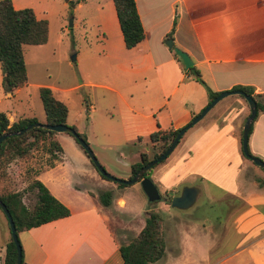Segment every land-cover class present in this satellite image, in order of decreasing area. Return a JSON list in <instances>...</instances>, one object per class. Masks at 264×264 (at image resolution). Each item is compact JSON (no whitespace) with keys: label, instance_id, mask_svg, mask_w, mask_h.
Listing matches in <instances>:
<instances>
[{"label":"crops","instance_id":"0c3cea01","mask_svg":"<svg viewBox=\"0 0 264 264\" xmlns=\"http://www.w3.org/2000/svg\"><path fill=\"white\" fill-rule=\"evenodd\" d=\"M9 1L14 10L29 8L36 20L46 21L48 34L50 22L57 12L49 11L46 0ZM134 4L144 32L141 42L131 49L124 48L111 2L110 6L106 7V16L98 13L97 26L103 32L99 40L100 48L87 45L81 56L76 53L74 57V60L80 58L81 61L87 62L93 72L106 76L105 81L108 84L89 83L105 93L98 94L97 105L90 95L87 97L88 114L84 120L94 139L97 136L103 138L100 140L104 143V149H109L106 143H128L148 138L156 131L178 130L207 105L208 98L204 88L184 70L173 48L188 56L199 78L212 93L227 92L237 85L252 87L254 94L264 93V0H134ZM77 6L81 7V4L78 3ZM167 40L172 43L171 49L164 45ZM39 46L42 45L33 47ZM23 61L26 82L22 88L11 93L3 92L0 74V113L6 116L9 123L34 118L43 124V111L39 120L30 107L31 100L35 101L38 95V88L47 87L52 96L62 103L63 94L74 87L56 88L31 83L24 56ZM226 98L227 96L219 100L194 125L200 126L180 150L177 157L180 158L174 163L171 172L179 173L177 181L189 176L202 180L203 170L188 168L198 165L197 160L201 157L200 163L206 166L210 163L209 157L221 158L225 149L219 145V141L223 140L220 132L223 128H228L224 136L231 141L232 157L238 164L233 166L226 161L221 165H226L225 169L228 168L229 174L239 169V176H236L234 181L238 192L235 194L234 190L228 189L226 194L245 204L247 200L239 196L243 195V190L248 184L244 178H239L241 167L243 168L245 163L240 161L236 145L240 146L238 131L248 115V107L243 100ZM95 106L101 111L100 115H96ZM111 112L117 114L118 121L112 120ZM80 114L78 111L77 116L71 117L67 110L65 123L84 135L78 128ZM90 115H93L92 119L88 118ZM97 120L99 122L96 128ZM57 135L54 139L59 144ZM208 141L212 144L209 148L213 154L207 147L202 155L197 156L196 145ZM247 141L251 155L264 162V114H258L252 123ZM62 156L63 153L59 162L51 168L39 171L34 178L68 208L69 216L17 234L22 264H123L118 252V238L106 224L104 215L92 200L90 202V195L82 193L80 201L76 200L78 204L72 207V201L54 186L53 176L57 171H61ZM182 157L184 159L181 160ZM182 165L188 167L185 166V170L179 172ZM186 187H196L198 194L202 190V186L197 184ZM254 190L253 196L260 208L254 210L261 223H264V177H258ZM141 228L140 226L139 230ZM0 229L2 264L4 245L9 234L8 229L7 233L3 230L1 221ZM252 243L259 245L253 263L264 264V230ZM248 246H251V242ZM167 252L174 257H180L169 251L165 244L163 256L151 264H158Z\"/></svg>","mask_w":264,"mask_h":264},{"label":"rangeland","instance_id":"374dc122","mask_svg":"<svg viewBox=\"0 0 264 264\" xmlns=\"http://www.w3.org/2000/svg\"><path fill=\"white\" fill-rule=\"evenodd\" d=\"M46 1L49 11L57 12V15H54L50 22L44 45L25 46L22 49L29 80L31 83L56 88L74 87L73 90L63 94L62 103L67 107L71 117L77 116L78 111L81 112L78 128L84 132L86 143L98 164L109 176L120 181H127L130 177V166L138 162V155L144 154L147 160L151 159L153 155L159 154L160 143H151L146 137L128 143L118 141L106 143L109 149H104L102 147L104 143L100 140L103 138L97 136L95 138L97 141H95L88 131L87 123H84L88 114L87 97L90 95L94 104L97 105L98 94L105 92L100 88L90 86L89 83L105 84L106 76L103 73L93 72L89 64L81 61L80 58L71 60L76 53L81 56L87 45L100 48L99 40L103 32L97 26L98 13L101 12L100 15L106 16V7H109L111 2L110 0ZM78 3L81 7L77 6ZM69 21L70 26H68ZM54 94L58 96L56 92ZM229 97L242 100L238 96L231 95L226 99ZM30 107L37 116L36 118L40 120L42 108L38 95L35 101L31 100ZM95 109L96 115H100L101 111L98 107L95 106ZM111 116L113 121H118L117 114L111 112ZM88 118L92 119L93 115ZM98 122L97 120L96 128ZM81 123L83 124L80 126ZM199 126H194L182 135L171 153L147 171V178L151 180L161 197L159 202L147 203L138 183L117 188L115 183L102 180L83 150L65 133L56 136L63 151V162L61 171H57L53 176L54 186L59 188L63 196L72 201V205L70 204L72 207L78 204L76 200L80 201L79 197L82 193H88L90 202L93 201V204L104 215L106 224L114 232L119 243H126L131 239L140 226L142 227L148 214L160 213L162 217L161 234L166 248L180 257H174L173 254L167 252L166 256L164 255L165 258L161 259L158 264H254L253 258L258 254L259 245L252 242L263 232L264 223H261L254 210L259 207L253 192L255 185L258 184V177H264V172L242 156L240 146L237 144L238 157L245 163V166L241 167L242 173L239 178H244L248 183L245 189H242L243 195L237 194L247 201L243 204L236 197L226 194L228 189L234 190L235 194L238 192L234 181L236 176H239V169L229 174L228 168L225 169L226 165L224 167L221 165L226 161L233 166L238 164L232 157L231 141L224 136L228 128H223L220 132L223 140L219 141L221 143L219 145L225 149L222 157L219 159L214 156L209 157L210 163L207 166L200 163L201 157L197 160L200 166L191 165L188 168L189 170H203V179L189 176L177 181L179 173H172L171 169L179 160L180 157H177L188 142L189 136L197 131ZM239 137L240 130L238 139ZM210 146L212 144L209 141L198 143L195 154L202 155ZM209 149L212 152V149ZM248 149L249 141H247ZM211 152L208 151V153ZM45 161L46 157L39 151H32L25 159L10 163L0 177V194L24 189L34 179L36 172L46 169ZM185 166L188 167V165H182L179 172L185 170ZM196 184L202 186V190L191 207L186 210L169 207L167 201L178 196L183 187ZM106 190H110L112 195L108 208L101 206L97 201L98 194ZM22 201L29 208L33 203V197L25 194ZM248 204L251 207H248ZM0 221L3 222V230L7 233V226L1 213ZM250 242L251 246H248ZM1 247L0 229V257L2 256Z\"/></svg>","mask_w":264,"mask_h":264},{"label":"trees","instance_id":"16d2710c","mask_svg":"<svg viewBox=\"0 0 264 264\" xmlns=\"http://www.w3.org/2000/svg\"><path fill=\"white\" fill-rule=\"evenodd\" d=\"M111 2L124 48L131 49L144 38V32L136 12L134 0H111ZM46 39V21L36 20L32 10L29 8L14 10L9 0L0 1V74L3 92L11 93L25 85L26 73L22 56V47L43 45L46 43ZM186 71L204 88L208 102L218 95V93H212L208 90L203 81L199 78L198 72L192 66ZM231 91H240L254 101L256 116L253 122L258 114H264V93L254 94L252 87L239 85L233 86L229 92ZM238 97L243 100L241 96ZM38 98L44 115L43 124L67 126L65 123L67 115L66 106L56 100L48 88H38ZM32 123L38 122L34 118H29L19 119L9 123L6 116L0 113V135L19 131ZM252 123L248 136L251 133ZM68 127L85 142V138L82 134H79L74 127ZM177 131L178 130L167 132L156 131L151 133L148 136V141L151 143H160L159 154L153 155L149 160L146 159L144 154H140L138 162L130 166L129 179L142 166L162 154L171 143ZM55 135L56 133L52 131L33 128L20 136H11L4 139L0 143V177L4 174L5 168L10 163L25 159L32 151H39L46 157V168L53 167L59 162L62 154L60 145L54 139ZM68 136L71 137L70 135ZM71 138L75 144H77L75 139L73 137ZM247 151L250 156L254 157L249 150ZM37 173L38 172H36L34 177ZM98 176L102 180L108 181L99 174ZM143 178H147V172L143 175ZM115 185L117 188L124 187L121 184ZM25 194H30L33 197V203L29 208L26 207L22 201ZM111 200L112 195L110 190L103 191L97 196V201L105 208H108ZM0 202L4 205L11 217L16 235L20 232L69 216V210L57 201L35 178L32 179L24 189L0 194ZM169 202L170 200L167 201V204H169ZM5 223L8 229L6 220ZM161 224V214L151 212L144 219L142 228L135 236L126 243H118V252L123 264H151L158 261L163 256L165 243L161 234ZM14 260L15 249L9 235L4 245L2 264H14ZM20 264H22V259Z\"/></svg>","mask_w":264,"mask_h":264},{"label":"water","instance_id":"95a60500","mask_svg":"<svg viewBox=\"0 0 264 264\" xmlns=\"http://www.w3.org/2000/svg\"><path fill=\"white\" fill-rule=\"evenodd\" d=\"M70 21L68 26H70ZM164 45L168 48L171 49L172 43L171 41L167 40L165 41ZM174 54L180 59L182 66L184 70H187L192 66V62L188 58V56L183 53L182 51L173 48ZM71 60H74V56L71 57ZM228 95H237L241 96L243 100L245 101L247 107H248V115L244 119V122L242 124L241 130H240V150L242 156L251 162L254 166L258 167L264 172V162L258 158L252 157L248 154L247 151V139H248V132L250 129V125L253 122L255 116H256V108H255V103L254 101L247 95H244L240 91H227V92H222L219 93L217 96H215L211 101L207 103V105L201 109V111L196 114L192 119L183 127L178 129L176 135L172 139L171 143L167 147V149L160 154L157 158L149 161L147 164L142 166L138 171H136L133 176L127 180V181H120L117 180L111 176H109L104 169L98 164L96 161L94 155L92 154L91 150L89 149L88 145L86 142H84L81 138L77 136V134L68 126H61V125H46V124H41V123H32L27 126H25L23 129H20L19 131L16 132H11V133H4L0 135V143L11 136H20L26 131L33 129V128H40L44 129L47 131H52L56 134H62L66 133L73 137L78 144V146L83 150L85 155L87 156L88 160L94 167L95 171L102 176L104 179L115 183V184H121L123 186H128L132 185L135 183L139 184L140 190L142 194L144 195L146 202L147 203H154V202H159L161 200V197L158 195L157 190L151 180L149 178H143V175L152 167H154L156 164L160 163L163 161L174 149V147L177 145L179 139L181 136L185 133L186 130H188L190 127L194 126L196 123H198L205 115L206 113L222 98L228 96ZM198 194V189L196 187H183L180 191V194L178 196L172 197L169 202V207L175 208L178 210H186L189 207H191L196 199V196ZM0 211L2 215L4 216L7 225H8V230H9V235L11 242L14 246L15 249V260L14 264H20L21 262V249L20 245L17 240V235L15 233L14 225L12 223L11 217L8 214L6 208L4 205L0 202Z\"/></svg>","mask_w":264,"mask_h":264}]
</instances>
